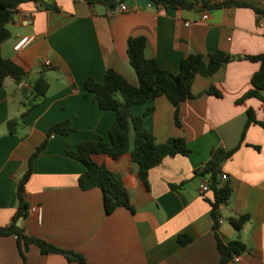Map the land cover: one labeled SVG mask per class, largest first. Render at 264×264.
<instances>
[{"label":"crops","instance_id":"obj_1","mask_svg":"<svg viewBox=\"0 0 264 264\" xmlns=\"http://www.w3.org/2000/svg\"><path fill=\"white\" fill-rule=\"evenodd\" d=\"M204 1L211 5L223 0ZM232 1L264 10V0ZM44 2L20 5L6 24L10 36L1 43V55L20 65L27 76L22 80L7 77L0 88V227L9 225L17 213L18 180L46 139L24 187L27 214L16 221L26 233L82 255L86 264H218L210 213L213 194L208 188L200 191L208 176L196 171L213 149L236 147L245 129L242 143L221 166L232 194L228 204L220 207L218 234L224 243L239 239L246 245L229 264H264V127L251 122L245 128L247 110L252 109L256 121H261L264 104L257 97L237 102L252 88L251 77L259 62L235 59L211 76L196 75L192 96L179 104V126L174 106L164 95L130 106L134 116L152 108L143 125L157 142L182 137L191 149L188 156H167L151 168L148 189L139 184L136 166L128 156L100 157L125 180L134 212L118 207L106 213L101 189L80 187L78 179L86 167L67 154L84 140L110 143L115 111L101 109L83 82L87 77L101 82L112 68L137 86L127 54L130 37L144 36V55L175 75L189 54L206 56L216 49L232 55L263 53L264 16L248 6L210 8L200 2L194 9L165 10L148 6V0H123L125 11L119 10L120 3L111 8L86 0H49L51 7ZM205 12L209 17L202 19ZM25 35L34 39L15 51L13 45ZM40 75L48 83L45 98L20 117ZM211 86L220 96L205 92ZM11 118L19 120L13 133L7 128ZM62 120H69L73 131L48 137L49 128ZM221 174L220 180L226 181ZM32 205L42 209L40 222L28 211ZM242 214L249 218L236 229L229 219ZM180 234L191 240L181 244ZM0 264L78 262L58 252L42 254L34 244L29 245L24 261L16 236L0 235Z\"/></svg>","mask_w":264,"mask_h":264},{"label":"trees","instance_id":"obj_2","mask_svg":"<svg viewBox=\"0 0 264 264\" xmlns=\"http://www.w3.org/2000/svg\"><path fill=\"white\" fill-rule=\"evenodd\" d=\"M90 3H103L111 8H115L123 0H86ZM35 2L45 4L44 0H0V88L7 77L16 80H22L27 76V72L17 63L1 55V43L9 38L10 31L6 24L12 20L13 13L19 6ZM152 5L162 7L165 10L172 8L194 9L198 3L210 8H222L227 6H248L254 9L258 15L264 16V10L251 4L240 1L223 0L207 5L204 0H148ZM199 8V7H198ZM145 37H130L127 43V54L129 62L133 67L139 84H131L121 73L112 68L105 71L103 81H96L92 77H87L83 82V88L86 92H92L95 96L98 106L101 109H111L115 111V119L109 129L110 143L98 140H84L77 144L75 150L67 151V154L75 160L81 162L86 170L79 176V185L82 189L98 187L103 194V202L106 213L114 211L118 207L128 208L134 212V206L131 203L129 190L125 180L113 172L100 157L118 160L123 156H128L129 161L136 166V175L139 184L149 188L148 173L151 168L159 164L165 157L175 155L188 156L191 149L182 137H169L163 142H157L154 135L143 125V118L152 108H148L141 116H134L130 112V106L134 104L145 103L164 95L174 106V121L177 126L180 125L178 119V107L180 102L192 96L191 84L196 75L211 76L224 63L235 59H248L259 62V69L251 77L252 88L246 91L237 102H241L248 97H257L264 104V52L255 55H232L222 50L216 49L206 56L202 54H189L181 60L180 70L177 74H169L160 67L155 58H148L144 55ZM47 81L43 75H40L33 84L31 102L21 113L20 117L27 115L30 110L45 98ZM207 93L220 96V92L211 86ZM248 120L245 128L251 122H257L264 127V119L256 121L252 109L247 110ZM18 118H11L7 121L9 133L16 130ZM73 131L69 120H62L52 125L47 136L53 133L67 135ZM242 133L239 144L225 150L217 147L211 151L209 160L196 173L208 176V190L212 191L213 198L210 201L211 217L213 220L214 237L217 242V249L220 254L218 264H229L235 260L238 255L246 250V245L239 239L224 243L219 234L220 225V207L228 204L232 188L228 180H220L221 166L224 160L231 157L238 149L244 138ZM47 144L45 139L30 156L27 168L18 180L17 199L18 209L12 222L0 227V235H15L20 253L25 261L26 252L30 244L36 245L42 254L48 252H58L64 254L68 260L77 261L78 264H86L85 258L71 250L62 249L44 239L30 235L25 232L22 226L16 225L19 217L26 216L27 204L23 195L24 187L32 172L33 159L38 155ZM248 214H242L237 217H231V225L240 229L247 222ZM181 244H187L191 237L187 234L178 236Z\"/></svg>","mask_w":264,"mask_h":264},{"label":"built area","instance_id":"obj_3","mask_svg":"<svg viewBox=\"0 0 264 264\" xmlns=\"http://www.w3.org/2000/svg\"><path fill=\"white\" fill-rule=\"evenodd\" d=\"M152 4L150 2H148V6H151ZM119 10L120 11H125L127 10V6L125 3H120L119 4ZM209 17L208 13L205 12L201 15L202 19H207ZM186 24H189V22H186ZM34 39V36L32 35H25V36H20L17 41L15 42V44L13 45V49L15 51H19L22 48H24L27 44H29L32 40ZM221 179L224 181L227 179V175L222 173L221 174ZM208 188V180H206L205 182H203L200 185V191L204 192L206 189ZM28 211L31 215L35 216L37 221L40 222L42 219V209L39 205H32L28 208Z\"/></svg>","mask_w":264,"mask_h":264},{"label":"water","instance_id":"obj_4","mask_svg":"<svg viewBox=\"0 0 264 264\" xmlns=\"http://www.w3.org/2000/svg\"><path fill=\"white\" fill-rule=\"evenodd\" d=\"M46 1H47V6L51 7V4H49V0H46Z\"/></svg>","mask_w":264,"mask_h":264}]
</instances>
